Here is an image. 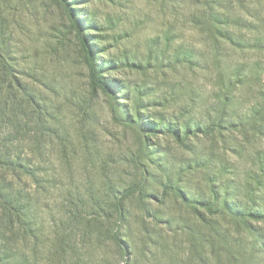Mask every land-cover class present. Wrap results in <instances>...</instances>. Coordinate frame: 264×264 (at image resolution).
I'll list each match as a JSON object with an SVG mask.
<instances>
[{"label": "rangeland", "instance_id": "obj_1", "mask_svg": "<svg viewBox=\"0 0 264 264\" xmlns=\"http://www.w3.org/2000/svg\"><path fill=\"white\" fill-rule=\"evenodd\" d=\"M3 30L32 102L21 262L264 264V220L173 190L264 210V0H0Z\"/></svg>", "mask_w": 264, "mask_h": 264}, {"label": "trees", "instance_id": "obj_2", "mask_svg": "<svg viewBox=\"0 0 264 264\" xmlns=\"http://www.w3.org/2000/svg\"><path fill=\"white\" fill-rule=\"evenodd\" d=\"M74 20L78 27L76 17ZM11 41L10 34L3 30L0 33V264H28L21 262L18 246L34 239L36 234L27 189L31 162L23 144L26 136L23 125L25 106L32 105V102L27 88L19 79L15 49ZM85 47L88 50V46ZM87 53L86 63L92 84L110 92V83L101 75L98 63L89 51ZM261 113H264V109ZM173 190L201 216L204 215L198 209L199 206L204 207L207 212H227L241 220H264V210L247 209L244 206L248 204L237 197L236 193H230L233 196L230 200L223 195L190 199L181 189ZM249 203H252V200ZM116 233L113 234L114 241L122 249L124 242Z\"/></svg>", "mask_w": 264, "mask_h": 264}]
</instances>
